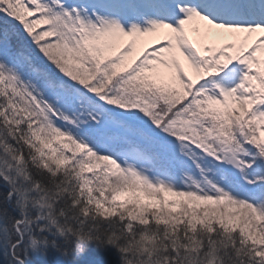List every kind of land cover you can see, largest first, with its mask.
Returning a JSON list of instances; mask_svg holds the SVG:
<instances>
[{
  "label": "snow or ice",
  "instance_id": "snow-or-ice-1",
  "mask_svg": "<svg viewBox=\"0 0 264 264\" xmlns=\"http://www.w3.org/2000/svg\"><path fill=\"white\" fill-rule=\"evenodd\" d=\"M0 264H264V0H0Z\"/></svg>",
  "mask_w": 264,
  "mask_h": 264
}]
</instances>
